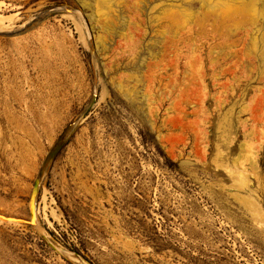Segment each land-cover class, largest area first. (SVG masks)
<instances>
[{
    "label": "rangeland",
    "instance_id": "1",
    "mask_svg": "<svg viewBox=\"0 0 264 264\" xmlns=\"http://www.w3.org/2000/svg\"><path fill=\"white\" fill-rule=\"evenodd\" d=\"M217 1L0 0V264H264V0Z\"/></svg>",
    "mask_w": 264,
    "mask_h": 264
},
{
    "label": "bare ground",
    "instance_id": "2",
    "mask_svg": "<svg viewBox=\"0 0 264 264\" xmlns=\"http://www.w3.org/2000/svg\"><path fill=\"white\" fill-rule=\"evenodd\" d=\"M199 2H198V6H199V9L200 10H202V11H200L199 9V11H200V13L198 14V13H195L196 15H194L193 16V20H192V22L190 23V21L188 22V23H190V24H187L186 22L188 21L187 19V21H185L184 19H180V17H179V19H176V16H178V14L176 13V9H174V11H173V9H171V12H173L172 14H173V21H175V22H177L178 20H180V22H182L183 23V27H184V29H185V31H187V33H190V32H195V33H197V34H199V33H203V35L204 34H207V33H209L210 32V34H211V36L213 35H215L214 33L212 34L211 32H213V31H216V22H215V20L214 19H212V17L211 16H213L214 15V13L212 12V10L214 9V7L217 5V4H219V2L217 1V0H198ZM222 1V0H221ZM232 1V0H231ZM231 1H229V2H231ZM241 1V0H240ZM240 1H237V3H239ZM243 1V0H242ZM247 1V0H246ZM189 2H191V0H189ZM224 2H225V0H224ZM250 2V1H249ZM179 3V2H178ZM182 3V2H181ZM232 3H233V1H232ZM235 3V2H234ZM252 3H254V1L252 2ZM185 4V5H184ZM184 4H182L183 6H181V7H183V8H181V14H185V15H187L186 13L188 12V10H189V3L188 2H185ZM222 4H223V1H222ZM230 4V3H229ZM172 5H174V4H172ZM171 5V6H172ZM179 5V4H178ZM221 5V4H220ZM228 5V4H227ZM256 5V4H255ZM170 6V7H171ZM192 6V5H191ZM179 7V6H178ZM196 7V6H195ZM224 7H226V6H224ZM228 7V6H227ZM232 7V6H231ZM234 7H236V6H234ZM180 8V7H179ZM216 8H218V7H216ZM215 8V9H216ZM233 8V7H232ZM231 8V9H232ZM253 9H254V6L252 7ZM252 8L251 9H249L248 8V10H252ZM256 8V7H255ZM243 9V8H242ZM259 9V8H258ZM260 9H262V8H260ZM259 9V10H260ZM197 10V9H196ZM198 10H197V12H198ZM217 10V9H216ZM224 10L225 11H223V13H226V10H230L229 9V7H228V9H226V8H224ZM258 10V13L260 12ZM219 11H221L220 9H219ZM218 10L216 11V13L218 12V13H221V12H219ZM254 11H255V9H254ZM178 12V11H177ZM229 12V11H228ZM250 12V11H249ZM257 12V11H256ZM262 13H263V10L261 11ZM261 12H260V15H261ZM250 13H252V12H250ZM249 13V14H250ZM257 13V14H258ZM180 14V15H181ZM248 14V15H249ZM189 15V14H188ZM223 15V14H222ZM251 15H256V13H253V14H251ZM259 14H258V16H260ZM221 16V15H220ZM183 17V16H182ZM189 17V16H188ZM257 17V15L254 17V18H256ZM178 23H179V21H178ZM178 23H175V24H178ZM174 24V23H173ZM174 24V25H175ZM179 24H181V23H179ZM185 24V25H184ZM173 25V26H174ZM174 27H176L175 29H172L173 30V34H174V36L176 35L175 33H177L176 32V29H177V26H174ZM174 27H172V28H174ZM180 27H181V25H180ZM181 29V28H180ZM171 30V29H170ZM201 36H202V34H200ZM208 36V35H207ZM210 36V37H211ZM212 36V37H213ZM200 37V36H199ZM204 37V36H203ZM209 37V38H210ZM216 37V36H215ZM201 38V37H200ZM199 38V39H200ZM208 38V39H209ZM206 39V38H205ZM213 39H215V38H213ZM212 39V40H213ZM219 39V38H218ZM218 39H216V40H218ZM220 40V39H219ZM218 40V41H219ZM202 41V40H201ZM206 42L208 41V40H205ZM204 41V38H203V42H205ZM177 42V41H176ZM200 42V41H199ZM198 42V43H199ZM202 42V43H203ZM209 42V41H208ZM207 42V43H208ZM255 42V41H254ZM174 43V42H173ZM218 43V42H217ZM216 43V44H217ZM200 44V43H199ZM211 43H209V45H210ZM175 45V44H174ZM197 45V44H196ZM212 45V44H211ZM178 46V45H177ZM197 46H200V45H197ZM254 46V45H253ZM208 47V46H207ZM174 48V47H173ZM172 48V50H174ZM177 49H178V47H176ZM197 48V47H196ZM202 48V47H201ZM201 48L199 49L198 48V50H201ZM254 48V47H253ZM176 50V49H175ZM177 51V50H176ZM202 51V50H201ZM207 52V51H206ZM209 52V51H208ZM177 53V52H176ZM195 56V55H194ZM194 56H192V57H194ZM208 56H210V55H208ZM188 57V56H187ZM191 58V57H190ZM194 58H196L197 59V57L195 56ZM188 59V58H187ZM185 60H186V58H185ZM191 60V59H190ZM190 60H186V61H190ZM197 61H198V59H197ZM190 62H192V61H190ZM193 64V63H192ZM239 159V158H238ZM250 161H251V159H250ZM252 161H254V160H252ZM254 163V162H253ZM229 172L231 173V174H233V176H234V178H236V177H240V174H238L239 172H237V171H231V170H229ZM241 173V172H240ZM253 203H254V201H253Z\"/></svg>",
    "mask_w": 264,
    "mask_h": 264
},
{
    "label": "water",
    "instance_id": "3",
    "mask_svg": "<svg viewBox=\"0 0 264 264\" xmlns=\"http://www.w3.org/2000/svg\"><path fill=\"white\" fill-rule=\"evenodd\" d=\"M37 185H38V180H36L34 182L33 189L31 191V195H30V214H31L32 217H33V205H32V203H33V199L35 197V192H36V189H37Z\"/></svg>",
    "mask_w": 264,
    "mask_h": 264
}]
</instances>
